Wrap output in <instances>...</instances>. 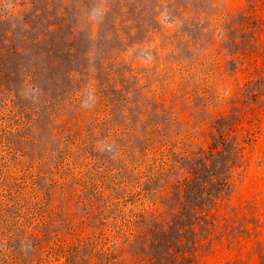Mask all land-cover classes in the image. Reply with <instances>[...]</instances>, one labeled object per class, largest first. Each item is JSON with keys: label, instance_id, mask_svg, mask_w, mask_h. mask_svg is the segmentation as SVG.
<instances>
[{"label": "rangeland", "instance_id": "1", "mask_svg": "<svg viewBox=\"0 0 264 264\" xmlns=\"http://www.w3.org/2000/svg\"><path fill=\"white\" fill-rule=\"evenodd\" d=\"M0 264H264V0H0Z\"/></svg>", "mask_w": 264, "mask_h": 264}]
</instances>
